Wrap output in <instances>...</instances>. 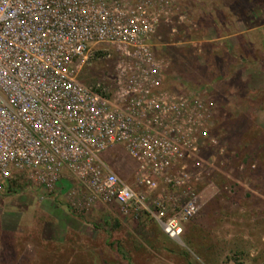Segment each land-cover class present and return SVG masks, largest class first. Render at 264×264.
<instances>
[{"label": "built area", "instance_id": "1", "mask_svg": "<svg viewBox=\"0 0 264 264\" xmlns=\"http://www.w3.org/2000/svg\"><path fill=\"white\" fill-rule=\"evenodd\" d=\"M169 5L0 0V194L20 177L50 192L70 174L87 203L147 212L179 240L201 206L184 170L200 117L186 95L160 89L153 49ZM111 58V74L82 81L87 67ZM114 146L135 161L136 187L103 161ZM161 184L181 188L182 202L150 200Z\"/></svg>", "mask_w": 264, "mask_h": 264}, {"label": "rangeland", "instance_id": "2", "mask_svg": "<svg viewBox=\"0 0 264 264\" xmlns=\"http://www.w3.org/2000/svg\"><path fill=\"white\" fill-rule=\"evenodd\" d=\"M223 1L252 7L259 2ZM171 2L153 52L160 89L186 95L199 113L198 149L184 161L188 185L200 196L198 213L173 240L144 213L87 203V189L70 174L50 192L20 177L0 194V264H264V52L256 62L238 59L241 50L249 51L246 42L264 48V25L257 33L240 21L237 28L247 30V40L242 45L228 37L236 55L225 49L223 56V39L200 21L206 5ZM261 6L263 11L254 7L246 14L264 21ZM207 50L213 53L212 65L206 62ZM113 63L112 58L94 62L82 81L90 84L111 74ZM102 159L136 187V163L121 146L109 148ZM149 199L182 202L184 197L181 188L161 184Z\"/></svg>", "mask_w": 264, "mask_h": 264}, {"label": "trees", "instance_id": "3", "mask_svg": "<svg viewBox=\"0 0 264 264\" xmlns=\"http://www.w3.org/2000/svg\"><path fill=\"white\" fill-rule=\"evenodd\" d=\"M198 1H200L202 4L206 5L205 10L201 12V14H202V16L200 18L201 23L203 25H205V27L209 26V27L215 28L217 33H218L217 34L218 37L223 39V41H222L223 45L225 47H227V48H223L224 50H222V52H221L223 54V56H227L226 55L227 50H231L230 52H233L236 55V49H234L232 47V45L227 43L226 39L228 37L234 36L238 42L241 41L240 43H242V45H244L243 43L246 42V40H247L244 37V33H246L247 30H249V29H251V31L255 30L258 33L259 30H257V28L258 27L260 28L262 25H264L263 19L259 18V16L252 18L251 16H249V14H246V13H248L249 10H251L254 7H255V9L257 8V10L260 9L261 11H263L262 10L263 7L261 5L262 4L264 5V3H263L264 0H258L259 2H257L254 7L249 6L250 5L249 2L240 3V2L236 1L237 3H235V4L237 6H233L232 4L231 5L224 4L223 0H198ZM235 9H236V11H235ZM240 21L242 22V24L245 27L246 26L249 27L246 31L237 28V27H239ZM234 25H236L235 26L236 28L234 27ZM246 45L248 46L249 51L245 52L246 53L245 54V53H242L243 51L241 50V53H240V56L238 59L241 62H245L246 60H251L253 62H256L261 57V53L264 52V48L262 47V45L260 46L259 42L254 43V41L246 42ZM225 49H227V50H225ZM242 49H246V48H244V46H243ZM173 51L177 52L175 49H173ZM210 51L211 50H209V51L207 50L208 56L205 57V59H207L206 62H208L212 65L213 64L212 63L213 53H212V51L211 52ZM214 56H216V55H214ZM90 67H87V69ZM239 80L240 79L238 78V81ZM242 146L243 145L241 144V147ZM243 153L244 152L241 149V150H239L237 155L240 156ZM246 154H248V152H246L245 155ZM113 204L115 206H117L115 203H113ZM132 213H134V212H132ZM142 213L148 215L151 219H153L147 212H142ZM191 238H193V237H191Z\"/></svg>", "mask_w": 264, "mask_h": 264}]
</instances>
